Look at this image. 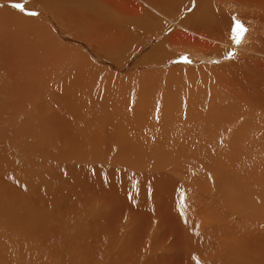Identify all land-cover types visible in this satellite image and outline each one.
<instances>
[{
	"label": "bare ground",
	"instance_id": "6f19581e",
	"mask_svg": "<svg viewBox=\"0 0 264 264\" xmlns=\"http://www.w3.org/2000/svg\"><path fill=\"white\" fill-rule=\"evenodd\" d=\"M227 3L241 6L239 14L260 25L229 62L149 71L130 68V56L144 49L147 34L168 27L161 20L166 17L173 20L171 31L133 62L136 66L167 62L174 57L170 47L175 44L195 47L199 59L225 58L232 47L226 37L233 22ZM42 5L55 14L59 28L41 31L30 42L12 36L10 32H17L6 27L5 19L22 26L26 22L14 17L9 7H0L4 42H19L21 50L9 56L15 72L33 78L20 104L29 121L25 152L0 151V264H169L166 254L172 248L183 264H264V120L253 108L230 113L218 111L219 104L188 121L175 112L181 102L174 103L180 91L193 86L207 93L196 95L203 104L220 102V90L225 103L234 99L238 106L253 102L257 110L264 109V0H138L135 6L121 0H42ZM70 31L77 39L61 36ZM117 65L127 66V73L113 71ZM10 81L14 86L15 80ZM152 91H168L165 97L174 100L164 108L153 100ZM133 103L145 108L141 112L150 109L156 116L159 110L158 117H163L155 122L149 115H138L140 107ZM240 112L250 116V124H238L234 113ZM30 138H49L51 147L36 150ZM188 142L214 161L217 190L213 186L211 193L192 191L166 162L146 160L150 153L166 158L170 146ZM118 179V187L113 186ZM87 182L89 193L78 196ZM152 188L165 190L166 206L175 203L179 242L173 243L157 220L159 208L135 211L127 206L151 204ZM131 191L136 195L126 198L125 192ZM77 196V203L71 202L70 197ZM138 210L152 216L142 219ZM248 219L255 228L239 223L252 225Z\"/></svg>",
	"mask_w": 264,
	"mask_h": 264
},
{
	"label": "rangeland",
	"instance_id": "374dc122",
	"mask_svg": "<svg viewBox=\"0 0 264 264\" xmlns=\"http://www.w3.org/2000/svg\"><path fill=\"white\" fill-rule=\"evenodd\" d=\"M121 1H123V2L129 1L132 4V6H135V4L138 0H121ZM16 4H23L25 6L24 10L21 11L20 9L16 8L15 7ZM226 6H227L226 7L227 11L231 12L232 13L231 15L233 16V22H232L229 29L234 28L235 19H240L244 23V25L247 27L248 31L241 38L239 43H237L235 35L232 31L227 33L226 41H227V43H230L232 47H231L230 51L226 54L225 58H222L220 60L212 59L209 61L199 59V58H196L197 50L195 47L183 46L181 44H175V45H172L170 47V50L175 52L174 57L173 58L171 57L167 62H163L161 64H150L148 66H136L134 63L138 62L141 59L143 53H147L155 45H158L159 43H161L164 40V38L167 37V34L171 31L170 28L172 26L173 20H171L169 17H166V19H161V20L163 22H166L167 23L166 26H168V27H166V29L161 30L158 33L147 34L146 39H148L147 40L148 42L145 44L144 49L138 50V48H137L131 54L130 57H131V59H133V61H132L130 68L132 67L136 71H140V70H144V71L148 70L149 71V70H161V69L165 70V69L175 67L177 65H180V66L181 65H189V66L220 65V64H223L224 62H229V60L233 59L236 52L243 47L242 45H243L244 41H246L248 39V34L250 32L254 33V31L258 32L260 25H258L253 20H247L243 16H241L239 14V12L241 10V6L235 5V7H234L230 3H227ZM0 7H2V8L3 7H9L11 9V13L14 17L18 18L19 21H21V22H26V26H22L16 20L5 19L6 27L9 29H13L17 32V33L10 32L11 35L14 36L15 38L20 37L21 39H24L25 37H27V41L30 42L31 40H35V38L37 37V35L41 31L42 32H46V31L48 32L51 29L53 32H55L56 29L59 28V25L56 23L55 14L43 7L42 0H0ZM188 11H189L188 9L185 10L181 16H179L178 18H176L174 20V22L175 23L180 22L181 19L184 17V15ZM32 12H36V13H38V15H30V13H32ZM5 30H6L5 27L0 24V56H1V58H0V151L4 155H6L8 152H10L12 150L13 151H15V150L20 151L21 150V151H23V154H24L25 146H26V139H27V137H29V130L26 127V126H28L29 121H28L27 117H25V119H24V117H23V111L24 110L21 108L20 104H21V100H25L26 97L28 96L26 86L28 85V82L33 81V78H28V77L23 76L20 73L15 72V69H16L15 63L10 60L9 56L13 52H17V51H21V50H20V46L18 45L19 42L13 44L15 46H10L6 42H4V33L6 32ZM61 36L68 37V39H71L72 37L77 39L75 31H70L69 33H64V34L62 33ZM59 39L62 42H66L65 38H59ZM69 41L70 40H68L67 42H69ZM69 43L76 44L75 42H69ZM83 43L88 46L87 43H85V42H83ZM243 49L244 48H242V50ZM28 53H29V49H28ZM28 55H30V54H28ZM184 57H187L188 59L185 60V59H183ZM16 61H17V64L20 63V61L18 59H16ZM117 66L119 69H113L112 68V70L119 73V74H123V75H125L127 73V71H128V70H126L127 66L126 67H121L119 65H117ZM12 71H14L15 74ZM191 75L194 76V75H198V74L193 73ZM149 76H152V75H149ZM204 77H208L209 79H211V77L208 75V73H205V72H204ZM10 79L15 80L14 86H12ZM209 79L206 81V86H208L207 82H210ZM193 83L195 84V82H193ZM198 83H199L198 85H203L201 82H199V80H198ZM186 85H188V83H186ZM218 85H220V84L218 83L217 86ZM192 88H194V89H192ZM202 88L204 89V92L208 91V89H206L204 87H202ZM189 90H191V91H189ZM132 91H134V90L132 89ZM136 92H135V94H136ZM154 92H156V91H154ZM176 92H178V91L175 88L174 93H176ZM198 92H200L201 94H207V93H203V91H201V90L198 91L196 89V87H193V86L192 87L190 86L185 91H183V90H182V92L180 91L179 92L180 94L183 93V94H181V96L183 98L181 96H177L174 98V99L178 98V100L175 101L174 103H177L178 101L181 102V104L177 103L180 106V108H179L180 111L177 109V111H175L176 114L182 113V118H185L186 120L190 121L195 117L201 116L199 113L202 112V110H209V109H212V108H214L220 104V108H217L218 111L219 110L222 111L223 109H227V110H229L230 113H232L236 109H241L240 111H244V109H247V108L252 109L253 108L252 110H255L254 114L260 115L262 117V119L264 120V117H263L264 116L263 115L264 109L259 108L257 110L256 106L253 104V102L248 103V106H245V105L238 106L237 105L238 103L235 102L233 99L232 101L231 100L226 101L228 103L227 104V103L223 102L224 101V93L220 92V90H219V91H217L219 94L216 91L215 92L218 94L216 96V100L220 101V102H215V100H213V101H210V102L208 101V102L203 104L200 102L199 99H197L196 95L198 94ZM243 92H244V90H243ZM169 93L170 92H168V91H166L164 93L161 91L153 93V91H152V97L154 98L153 100L157 101L156 102L157 104H161L162 107H164V104L166 103L165 104V107H166L167 103L171 104L172 101L174 100L171 97L170 98L165 97L166 95H169ZM138 94H139V91H138ZM183 95H186V96H183ZM220 95H221V98H219ZM31 96H33L32 93H31ZM166 98L168 100H165ZM179 98H181V99H179ZM159 100H160V102H159ZM184 100H185V102H184ZM185 103H186V106L183 107V105ZM212 103H213V105H212ZM136 104H138V103H133L134 108L137 109L138 107H140L137 109L138 115H139V112L141 115L146 114V116H145L146 118L149 115V117H153L154 121L156 120V117H157L158 122H159V119L163 117V116L158 117V115L160 113L159 110L157 111L158 113L155 114L156 116H154V114H151L150 109H149L150 113L149 112L147 113L145 111L141 112V110L142 109L145 110V108L142 107V109H141L142 105L136 106ZM201 104L203 105V107H201L202 106ZM223 105H225V106H223ZM227 105H229V108L226 107ZM187 106L189 108H187ZM197 106H199V107H197ZM221 106H223V107H221ZM151 108L152 109H156V108L159 109L160 107L152 106ZM195 108H198V109L200 108V111H198V109L195 110ZM191 109L193 110V114L191 113L192 115L187 113ZM261 109H262L263 113L261 112ZM194 110H195V112H194ZM217 110L215 109L214 111H217ZM196 113H197V116H193V115H196ZM187 114H189V115H187ZM234 115H235L236 121L239 120L238 124H240V125H242V123H246V124L251 123L250 116L245 118L243 115H241V112L239 113L238 116L235 113H234ZM217 117H219V115ZM208 120H211V118L208 117ZM166 123H167V121H166ZM261 123L258 127H262ZM255 124H256V120L254 119L253 125H255ZM262 128L264 129V127H262ZM30 139H31L33 148L36 150H45L46 151V150H49L51 147L49 138H38V139L30 138ZM189 143L190 142H188L186 144L187 146H185L184 143L180 144L179 147L181 149L179 147L173 148L170 146V149H171L169 151L170 154L166 156V158L169 157L168 160H165L166 158L163 156H160V157L157 156L156 157V156H154V154H152L153 155L152 156L151 153L149 155H147L146 160L148 159V161H150V162L155 161L157 163L166 162L167 165L169 166L168 168L169 169L173 168V169H171V171L176 172L175 175L178 176V179L186 182L187 187L190 188L192 191H201L202 193H205V192L211 193L210 189L213 186L216 187V190H217L218 187L215 186V184L219 183L216 180V179H218V176H216V175H218V173H216L218 171L214 165V161L208 155H205L203 157V155L200 154L196 150V145L194 146L192 143L191 144H189ZM223 145H225V143H223ZM197 147H198V145H197ZM230 147H232V149L230 148V151L234 152L233 150H234L235 146L233 144H231ZM183 154H185V155H183ZM176 155H177V157H176ZM185 156H187V157L185 158ZM178 160L181 162H179ZM193 162H197V163L194 164ZM184 163H185V165H184ZM190 163H191V166H190ZM178 165H179V167H177ZM174 170H176V171H174ZM200 171H201V173H200ZM203 174H205V175H203ZM203 180L205 182H203ZM239 180L242 181V178ZM120 182H121V180L118 179V180L112 181V184H113V186L118 187ZM88 183L89 182L82 183L83 189L85 191L81 192L78 196H84L86 193H89ZM201 184H202V186H201ZM63 185H65L66 188H69V185L67 183H65ZM50 186L54 187L52 185H50ZM208 186L210 187L209 189H208ZM53 193L57 194L56 192H53ZM152 194H153V202L149 205H145L143 203L128 202L127 206L131 207L132 210H135V211L137 210V208H142V207L159 208L162 215L160 217H158L157 220L168 229V231L171 235V241L173 243L179 242V237L181 234V224L179 223V218L177 216H175V213H176L174 210L175 203L171 202L168 206L165 205L164 201L167 197V193L163 189L152 188ZM135 195H136L135 191L125 192L126 198H133ZM78 196L75 198L70 197L71 202L77 203ZM204 209H206V208H204ZM136 214L142 219H148L152 216L150 212L144 211V210H138L136 212ZM109 216H110V214L107 216V218ZM249 221L252 222V220H249ZM239 223L243 227H245L246 229H252V227L255 228L254 225L256 224V223L252 222L253 224L252 225L249 224V226H248V223H244V222L243 223L239 222ZM184 237L185 236L182 237V241H184ZM166 255L170 257L169 264H183V262L178 257V254L174 248H172L169 252H167ZM198 262H199V264H209V262L207 260H198Z\"/></svg>",
	"mask_w": 264,
	"mask_h": 264
},
{
	"label": "snow or ice",
	"instance_id": "6c2138e0",
	"mask_svg": "<svg viewBox=\"0 0 264 264\" xmlns=\"http://www.w3.org/2000/svg\"><path fill=\"white\" fill-rule=\"evenodd\" d=\"M15 7L23 11L25 6L23 4H16ZM30 15H38V13L32 12ZM231 31L234 33L237 43H239L241 38L247 33L248 29L240 19H235L234 28H232ZM183 59L187 60L188 58L184 57ZM183 208L184 205L183 202H181V212H183ZM197 264H199V262H197Z\"/></svg>",
	"mask_w": 264,
	"mask_h": 264
}]
</instances>
